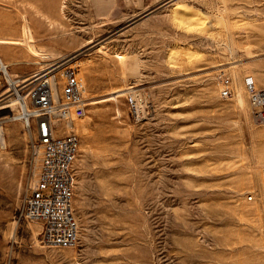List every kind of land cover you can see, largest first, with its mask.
I'll list each match as a JSON object with an SVG mask.
<instances>
[{
	"label": "rangeland",
	"instance_id": "rangeland-1",
	"mask_svg": "<svg viewBox=\"0 0 264 264\" xmlns=\"http://www.w3.org/2000/svg\"><path fill=\"white\" fill-rule=\"evenodd\" d=\"M26 21L34 41L0 45L12 76L68 61L86 89L67 128L79 240L45 246L21 216L36 169L7 110L0 264H264V123L244 86L264 87V0H0V38L26 40Z\"/></svg>",
	"mask_w": 264,
	"mask_h": 264
},
{
	"label": "built area",
	"instance_id": "built-area-1",
	"mask_svg": "<svg viewBox=\"0 0 264 264\" xmlns=\"http://www.w3.org/2000/svg\"><path fill=\"white\" fill-rule=\"evenodd\" d=\"M9 66L0 55V75L7 84L0 95V107H8L10 115H14L12 106L17 102L18 114L30 133V156L36 169L35 179L23 198L21 216L40 224V241L45 246L73 248L79 240L74 186L81 139L67 128L85 115L86 89L79 70L68 61H54L11 78ZM221 84V96H233L232 78L223 77ZM244 86L255 120L264 123V87H259L252 75L244 78ZM127 100L132 113L138 115L137 96L129 94ZM5 148V137L0 132V151Z\"/></svg>",
	"mask_w": 264,
	"mask_h": 264
},
{
	"label": "bare ground",
	"instance_id": "bare-ground-1",
	"mask_svg": "<svg viewBox=\"0 0 264 264\" xmlns=\"http://www.w3.org/2000/svg\"><path fill=\"white\" fill-rule=\"evenodd\" d=\"M6 26L7 27H9V25L8 24H6ZM24 32H25V35H26V40H18V39H7V38H0V45H11V44H23L24 43V41H27V42H32V41H34V39H32L33 37H32V30H31V26H30V24H29V21H26V23H25V26H24ZM32 40V41H31ZM91 42H93L92 40H89L88 41V44H90ZM87 45V44H86ZM85 45V46H86ZM95 45V44H94ZM90 48V47H89ZM47 57H50L48 54L46 55H43V58H47ZM42 58V59H43ZM11 76L12 75H10V78H11ZM234 84V83H233ZM239 90V95H240V97L239 98H241V95H242V93H241V91H240V89H238ZM6 108H8V107H5V106H1L0 107V115L1 116H3V118H5V112L8 110V109H6ZM9 111V110H8ZM19 113V112H18ZM9 118H12V119H21V115L20 114H15V115H10V116H8ZM75 126V125H74ZM0 128H1V126H0Z\"/></svg>",
	"mask_w": 264,
	"mask_h": 264
}]
</instances>
